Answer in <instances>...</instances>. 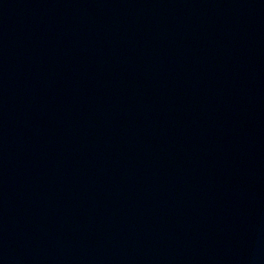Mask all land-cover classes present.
I'll list each match as a JSON object with an SVG mask.
<instances>
[{
	"label": "water",
	"instance_id": "95a60500",
	"mask_svg": "<svg viewBox=\"0 0 264 264\" xmlns=\"http://www.w3.org/2000/svg\"><path fill=\"white\" fill-rule=\"evenodd\" d=\"M0 264H264V0H0Z\"/></svg>",
	"mask_w": 264,
	"mask_h": 264
}]
</instances>
